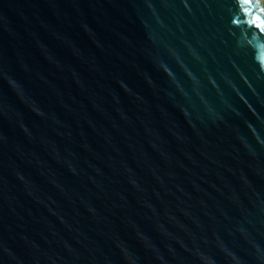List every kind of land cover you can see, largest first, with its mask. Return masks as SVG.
I'll use <instances>...</instances> for the list:
<instances>
[{
    "label": "water",
    "instance_id": "water-1",
    "mask_svg": "<svg viewBox=\"0 0 264 264\" xmlns=\"http://www.w3.org/2000/svg\"><path fill=\"white\" fill-rule=\"evenodd\" d=\"M0 264H264V2L0 0Z\"/></svg>",
    "mask_w": 264,
    "mask_h": 264
},
{
    "label": "bare ground",
    "instance_id": "bare-ground-1",
    "mask_svg": "<svg viewBox=\"0 0 264 264\" xmlns=\"http://www.w3.org/2000/svg\"><path fill=\"white\" fill-rule=\"evenodd\" d=\"M262 2H264V0H261Z\"/></svg>",
    "mask_w": 264,
    "mask_h": 264
}]
</instances>
